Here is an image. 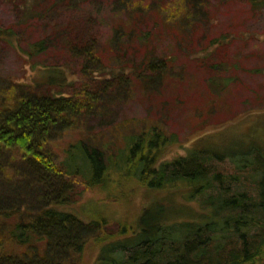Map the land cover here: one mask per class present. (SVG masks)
<instances>
[{
	"label": "trees",
	"instance_id": "1",
	"mask_svg": "<svg viewBox=\"0 0 264 264\" xmlns=\"http://www.w3.org/2000/svg\"><path fill=\"white\" fill-rule=\"evenodd\" d=\"M183 3L186 11L176 18L188 32L205 3ZM166 7L158 3L154 10L161 19H172L176 9ZM134 35L133 28L120 26L112 39ZM44 47L43 40L32 43L29 54ZM99 64L98 54H86L88 80L72 93L57 68L30 82L0 77V264H264V150L252 145L192 147L156 166L170 138L153 124L126 136L113 161L115 169H132L149 188L170 189L145 206L135 224L114 232L102 212L84 220L60 208L91 187L106 189L112 171L107 145L80 138L60 159L54 141L110 100L133 95L137 82L155 93L184 72L175 70L171 58L151 54L137 64L138 71L101 91L87 84ZM90 241L99 248L92 263L84 259Z\"/></svg>",
	"mask_w": 264,
	"mask_h": 264
},
{
	"label": "rangeland",
	"instance_id": "2",
	"mask_svg": "<svg viewBox=\"0 0 264 264\" xmlns=\"http://www.w3.org/2000/svg\"><path fill=\"white\" fill-rule=\"evenodd\" d=\"M199 1L205 3L201 16L184 32L177 19L186 11L182 0H0V28L6 30L0 34V77L30 82L57 68L67 78L64 89L79 92L88 80V53L98 54L100 64L87 84L101 91L138 71L137 64L151 54L171 58L175 70L184 71L181 79H172L155 93L141 90L136 81L133 95L110 100L107 108L86 116L77 129L54 141L60 159L80 138L107 145L112 171L106 189L91 187L78 201L60 208L84 220L102 212L114 232L123 224H135L143 208L170 189L149 188L132 169H115L113 161L126 136L153 124L170 138L156 166L186 155L192 147L252 145L264 150V0ZM158 3L174 5L172 19H161L154 10ZM120 26L133 28L137 35L114 42ZM40 40L44 50L30 55L31 44ZM98 250L94 241L88 242L84 259L92 263Z\"/></svg>",
	"mask_w": 264,
	"mask_h": 264
}]
</instances>
